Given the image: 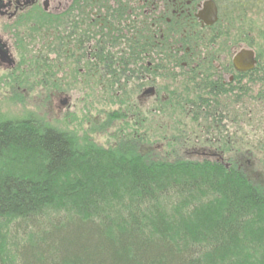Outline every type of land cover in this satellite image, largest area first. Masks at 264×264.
Here are the masks:
<instances>
[{
  "label": "trees",
  "instance_id": "obj_1",
  "mask_svg": "<svg viewBox=\"0 0 264 264\" xmlns=\"http://www.w3.org/2000/svg\"><path fill=\"white\" fill-rule=\"evenodd\" d=\"M263 78L248 81L264 93ZM226 100L235 102L212 105ZM141 137L131 131L102 148L0 115V264H264V177L251 161H191L181 157L187 135L167 154L142 149ZM204 194L208 207L198 204ZM173 198L177 211L196 209L172 219ZM8 246L14 260H5Z\"/></svg>",
  "mask_w": 264,
  "mask_h": 264
},
{
  "label": "flooded vegetation",
  "instance_id": "obj_2",
  "mask_svg": "<svg viewBox=\"0 0 264 264\" xmlns=\"http://www.w3.org/2000/svg\"><path fill=\"white\" fill-rule=\"evenodd\" d=\"M263 6L264 0H0V78L11 94L36 93L28 79L37 64L43 95L84 92L97 107L119 103L109 115L136 113L146 135L149 117L172 109L210 122L227 106L212 101L260 73L258 51L240 42L233 25L236 13ZM48 19L47 28L41 23ZM246 49L257 65L241 72L234 59ZM58 100L59 111L70 110L69 98ZM222 153L203 155L223 161Z\"/></svg>",
  "mask_w": 264,
  "mask_h": 264
},
{
  "label": "rangeland",
  "instance_id": "obj_3",
  "mask_svg": "<svg viewBox=\"0 0 264 264\" xmlns=\"http://www.w3.org/2000/svg\"><path fill=\"white\" fill-rule=\"evenodd\" d=\"M41 24L47 25V28L53 25L51 19L46 22L42 21ZM27 26L29 29L35 28H32L31 25ZM233 28H235L237 36L243 40L240 42L244 45L248 42L249 46H253L258 51L260 59L259 75L264 77V6L262 8L247 9L243 13H236ZM33 52L35 54V51ZM29 68L32 74L28 79L30 81L28 84H37L36 93H30L29 95L11 94L7 90L10 85H7V87L2 84L5 82L0 78V81H2L0 82V115L5 119L19 120L31 117L51 128L69 133L80 141L88 139L102 148L113 146L117 143V140L119 141L120 137L128 136L129 132L135 131L137 135L141 134L143 137L140 138L142 140L141 144L144 146L142 149L162 147L161 151H166L165 154L173 152L177 148L176 146H181L182 142L178 139L187 135L190 142L184 143L181 147L183 150L181 157L184 159L188 158L191 161L207 159L198 154L223 151V161L218 160L217 157H207H210L213 162H221L227 168L231 164L229 157L239 158L240 161L245 162L251 161L252 169L258 172L261 177H264V96H262L264 93L258 92V87L250 84L248 78L242 79V83H240V85L249 86L247 95L236 93L232 94L235 102L226 100V108L219 113L223 117L221 122L219 121L220 123H213L214 119H212V122L210 119H208L210 122L193 120V117L184 113L175 115L172 109L164 113L161 112L156 117L150 116L146 135L147 129L145 130L141 126V119H136V113L133 110L131 113H134L135 117L121 118L118 116L114 118L109 114L116 111L120 104L105 105L100 103L97 107L91 99L92 94L90 93L62 95V97L71 100V108L68 110L69 113L63 109L59 111L56 105L59 102L58 99H62V97L43 95L40 82L41 72L38 73V65H31ZM25 85L21 84V87ZM227 96L229 95L217 98L220 102H223ZM240 96H244V99L242 100ZM134 105L135 103H131L132 107ZM218 107H221V105L219 104ZM210 116H213V112ZM110 117L114 118L115 121H112ZM210 197L206 194L200 196L198 204H206L204 206L208 207L210 200H213ZM175 199L170 200L171 203L173 201L172 204L169 202V205H165V207H168L172 219L177 220V218L186 215L184 211L188 210L189 213H192L196 209V204L193 202L192 205L190 204L187 207V210L180 207L177 211ZM125 200L127 201L126 198ZM180 201L181 205L182 202L186 204L185 198L180 199ZM115 205L116 202L112 201L107 208L113 207L118 210L119 208ZM189 216L190 220L194 219L195 222L200 219L193 218L192 215ZM256 218L257 216L254 215L250 224H255ZM255 225L257 226V224ZM183 235L182 233L181 236L183 237ZM4 256L5 260H14L9 251V246L6 247Z\"/></svg>",
  "mask_w": 264,
  "mask_h": 264
},
{
  "label": "water",
  "instance_id": "obj_4",
  "mask_svg": "<svg viewBox=\"0 0 264 264\" xmlns=\"http://www.w3.org/2000/svg\"><path fill=\"white\" fill-rule=\"evenodd\" d=\"M235 68L241 72H247L255 68L257 59L253 50H242L235 56Z\"/></svg>",
  "mask_w": 264,
  "mask_h": 264
}]
</instances>
